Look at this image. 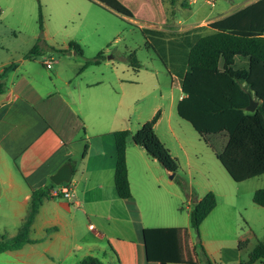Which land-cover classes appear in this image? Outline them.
<instances>
[{"label":"crops","instance_id":"obj_1","mask_svg":"<svg viewBox=\"0 0 264 264\" xmlns=\"http://www.w3.org/2000/svg\"><path fill=\"white\" fill-rule=\"evenodd\" d=\"M191 3L189 0L186 7ZM236 11L219 15L216 20ZM129 19L135 20L134 16ZM206 20L151 30L164 32V28L173 26L188 32L206 25ZM35 45L30 39H0V79L4 83L0 93V212H12L24 221L32 193L60 186L51 177L66 163L71 164L73 176L70 183L64 184L73 189L75 196L71 200L62 196L44 199L29 230L32 242L23 248H28L29 254L40 249L53 257V246L63 250L66 243V259L76 264H82L88 256L99 258L103 264H203L199 258L203 246L216 264L224 257L227 264H240L243 251L239 246L229 249L222 244L227 215L216 212L215 207L200 226L201 244L196 243L190 212L181 215L178 211L185 196L191 199L192 193H187L185 185L174 187L176 173L168 179L172 173L132 136L127 142L132 197L118 196L114 133H135L143 123L136 120L135 128L129 126L133 117L129 118L125 102L128 79L116 71L112 78L110 68L102 70L103 65L110 66L104 56L90 61L83 52L82 59H76L79 55L70 50L61 52L59 58H29L27 54ZM62 49L69 46L55 50ZM49 60L53 61L50 69L46 66ZM90 65L99 66V71L90 69ZM8 67L12 68L7 71ZM172 76L181 91L180 101L185 97L180 78ZM163 119L164 113L155 126L157 135L179 163L181 156L171 145L190 161V150L173 123L169 121L167 130L159 132ZM83 222L84 234L80 231ZM242 230L238 243L250 238L249 231ZM258 262L264 264V260Z\"/></svg>","mask_w":264,"mask_h":264},{"label":"rangeland","instance_id":"obj_2","mask_svg":"<svg viewBox=\"0 0 264 264\" xmlns=\"http://www.w3.org/2000/svg\"><path fill=\"white\" fill-rule=\"evenodd\" d=\"M94 1L0 0V39H30L33 44L46 46L40 59L50 55L56 58L63 56L55 49L69 46L72 42L82 48L85 58L90 61L103 51L104 62L110 66L103 65L101 69L107 71L110 68L112 78L116 71L128 79L125 102L129 118L133 117L129 126L135 128L137 121L143 122V125L161 111L164 119L159 132L163 134L170 121L190 150L191 160L188 161L171 145L181 156L174 187H178V181L182 180L187 193H192L191 199L185 196L184 202L179 205V214L189 215L200 197L213 191L217 196L215 211L227 215L222 244L229 249L239 246L238 238L243 236L242 227L245 228L250 238L243 241L242 258L247 260L248 250H253L258 242H264V207L253 202L254 193L264 189V175L244 182L233 180L217 159L215 151L200 138L190 122L179 116L177 105L181 91L176 78L169 74L162 60L160 47L163 44L157 40L159 37L146 36L142 29L163 28L170 24L183 27L206 19V25L200 27H208L219 15L243 9L258 0H191L189 8L184 6L189 0H119L130 9L135 20L123 18ZM40 5L43 26L40 24ZM179 29L172 26L163 30L172 31L164 33L174 38L185 33ZM132 52L140 62L138 69L129 59ZM76 59H82V56ZM89 68L99 71V66L90 65ZM167 178L171 179V175ZM22 224L23 221L13 216L12 212L9 215L0 212V240L14 237ZM83 225L84 222L80 223L82 234L85 233L81 229ZM32 235L35 236V233ZM195 242L201 244L200 230L196 232ZM63 247V250H57L53 246V254L50 253L53 257H47L49 255L40 249L29 254L28 248L1 253L0 264H76L73 259H66V243ZM226 262L224 257L219 264Z\"/></svg>","mask_w":264,"mask_h":264},{"label":"trees","instance_id":"obj_3","mask_svg":"<svg viewBox=\"0 0 264 264\" xmlns=\"http://www.w3.org/2000/svg\"><path fill=\"white\" fill-rule=\"evenodd\" d=\"M97 1L121 16L133 18L130 9L119 0ZM184 6H188L187 3ZM40 24L43 26L41 5ZM142 30L146 36L159 37L157 40L163 44L160 47L162 60L168 72L180 78L185 97L177 105L179 116L190 122L200 138L215 151L217 159L233 180L244 182L263 175L264 0H258L225 18L213 21L208 27H196L179 37L169 38L162 31ZM70 50L83 54L82 48L74 42L70 43L69 49L60 52L69 53ZM43 53L44 49L37 44L27 56L34 58ZM102 57L103 52L98 54L96 60ZM129 59L135 69L140 67L134 52ZM3 91L4 83L0 79V93ZM250 97L259 102L255 112L246 110ZM160 117L161 111H158L135 133L129 130L114 133V183L121 199L132 197L127 164V142L130 136L169 172L177 173L179 170V160L156 133L155 126ZM87 150L88 145L84 155ZM178 183L184 188L181 180ZM50 196L48 189H38L32 193L21 230L12 238L4 237L0 240V254L18 251L32 242L28 236L30 227L43 200ZM253 202L264 207V189L254 193ZM216 205L217 196L210 191L190 211L191 226L197 233ZM243 246L245 242H240L241 250ZM199 258L203 264H216L203 246ZM260 260H264V242H258L248 259L242 260L240 264H255ZM82 264L103 263L97 257L88 256Z\"/></svg>","mask_w":264,"mask_h":264},{"label":"water","instance_id":"obj_4","mask_svg":"<svg viewBox=\"0 0 264 264\" xmlns=\"http://www.w3.org/2000/svg\"><path fill=\"white\" fill-rule=\"evenodd\" d=\"M258 105H259V102L256 101L253 97H250V103L247 106L246 110L249 112H255ZM72 176H73L72 166L71 164L66 163L57 171V173H55L51 177V180L54 184L61 185L64 183H70ZM174 176H175V173H172L171 178H174Z\"/></svg>","mask_w":264,"mask_h":264},{"label":"built area","instance_id":"obj_5","mask_svg":"<svg viewBox=\"0 0 264 264\" xmlns=\"http://www.w3.org/2000/svg\"><path fill=\"white\" fill-rule=\"evenodd\" d=\"M46 66H47V68L50 69L52 67V60L47 61ZM50 194L53 197L62 196L68 200L73 199L75 196L73 189L70 186H68L67 184L57 186L56 188H54L50 191ZM88 226L90 228H93L92 225H88Z\"/></svg>","mask_w":264,"mask_h":264}]
</instances>
